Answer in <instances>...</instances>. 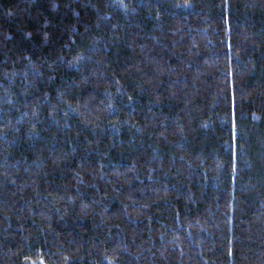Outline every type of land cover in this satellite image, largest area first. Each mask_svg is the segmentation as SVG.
<instances>
[{
	"label": "trees",
	"instance_id": "obj_1",
	"mask_svg": "<svg viewBox=\"0 0 264 264\" xmlns=\"http://www.w3.org/2000/svg\"><path fill=\"white\" fill-rule=\"evenodd\" d=\"M0 264H264V0H0Z\"/></svg>",
	"mask_w": 264,
	"mask_h": 264
}]
</instances>
